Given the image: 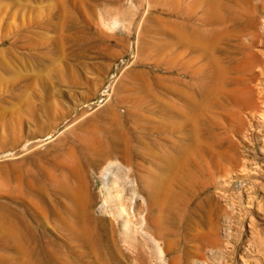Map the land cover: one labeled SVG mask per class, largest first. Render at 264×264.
<instances>
[{"label": "rangeland", "instance_id": "rangeland-1", "mask_svg": "<svg viewBox=\"0 0 264 264\" xmlns=\"http://www.w3.org/2000/svg\"><path fill=\"white\" fill-rule=\"evenodd\" d=\"M263 103L264 0H0V264H264Z\"/></svg>", "mask_w": 264, "mask_h": 264}, {"label": "bare ground", "instance_id": "bare-ground-1", "mask_svg": "<svg viewBox=\"0 0 264 264\" xmlns=\"http://www.w3.org/2000/svg\"><path fill=\"white\" fill-rule=\"evenodd\" d=\"M254 87H257V85L255 84ZM260 88H258V91H259ZM252 91H254L253 93L257 94L255 92L256 90H252ZM210 93L211 92H209V94ZM258 95L259 94H257V96ZM260 95H261V97H263L262 93ZM259 97L260 96H258V98L256 97V99H260ZM262 99H260V100L262 101ZM252 100H254V98H252ZM252 100H251V102H253ZM261 101H258V103L260 104ZM254 104L256 105V103H254ZM255 105L253 106V103H252L253 108L255 107ZM256 108H257V110H255V111H258L257 113H255V112H254L255 114L251 113L254 110H252L251 112H248V113L253 114V116L251 115L252 119L254 118V120H256V121H264V106L260 107L261 108L260 111L258 110L259 106L258 107L256 106ZM247 117H248V115H247ZM118 138H119V136H118ZM263 147H264V145H263ZM106 150H107L106 154L103 151V158L101 159V161L109 159V158L113 157L115 154L117 155L120 152L119 147L118 148H116V147L107 148ZM175 165H177V163L175 164V161L167 160L166 164L161 167V170H159L158 172L153 173V174L151 173L150 175H148L144 179V181L142 180V183L144 182L143 183V188L147 191L148 201L151 204H153L155 206H158V207H160L162 204H168L169 202H171V204H172L171 200L174 199V197H176V194L174 193V191L172 189V184H171V182H172L171 178L173 177V170H174V166ZM238 172L241 174L242 177H245L247 175V169L246 170H244V169L241 170L240 169V171H238ZM241 176H239V177H241ZM171 204L169 203L168 205H171ZM123 207H122L121 204L114 205L112 207L113 213H114V215L117 216L118 220H121L122 224L128 226V225H130V220H129L128 217L124 216L125 215L124 214L125 211H124ZM72 217L74 218V216H72ZM81 217L82 216L76 215V217H75L76 220H73V221H71L69 223V225L71 226L70 229L74 230V232L78 233L79 235L80 234H87V233H90L92 235H97L98 232H97L96 229H90V228L88 229L87 228V225L85 223V221L87 222V218H88L87 215L85 217H82V219H81ZM60 218H62V217H60ZM93 220H94L93 223H96V219H93ZM62 221H63V219H62ZM91 222H92V220H91ZM16 224H17L16 221L14 220V218L10 214L0 212V228H1V230L4 233H7L9 236H20L21 232L17 228ZM89 231H91V232H89ZM212 238H213V236H212ZM212 238L210 236V241H211ZM206 244H208V243H206ZM216 244H219V242L216 243ZM208 246H210V245L208 244ZM206 247L204 246V248H206ZM209 248L212 249V245ZM209 248L207 247L206 249H209ZM210 249H209V251H210ZM219 249L221 250V248H219ZM209 251H208V253L212 254V252H209ZM201 253H202L201 255H203V252H201ZM204 256H205V254H204ZM209 258H210V260H213L212 257L209 256ZM205 259L207 260V258H205ZM197 260H199V259H197ZM213 261H215V259ZM210 262L212 263V261H210ZM210 262L208 264H211ZM193 264H205V263H203L202 261H195V262H193Z\"/></svg>", "mask_w": 264, "mask_h": 264}]
</instances>
